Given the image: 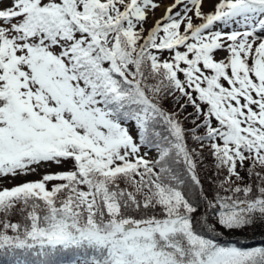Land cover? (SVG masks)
<instances>
[{"label":"snow or ice","instance_id":"6c2138e0","mask_svg":"<svg viewBox=\"0 0 264 264\" xmlns=\"http://www.w3.org/2000/svg\"><path fill=\"white\" fill-rule=\"evenodd\" d=\"M256 227L264 0H0V259L264 264Z\"/></svg>","mask_w":264,"mask_h":264},{"label":"trees","instance_id":"16d2710c","mask_svg":"<svg viewBox=\"0 0 264 264\" xmlns=\"http://www.w3.org/2000/svg\"><path fill=\"white\" fill-rule=\"evenodd\" d=\"M191 111V109H189ZM264 228H250L245 232L225 233L222 237L223 242L237 243L249 246H259L264 244ZM0 264H6V261L0 259Z\"/></svg>","mask_w":264,"mask_h":264},{"label":"rangeland","instance_id":"374dc122","mask_svg":"<svg viewBox=\"0 0 264 264\" xmlns=\"http://www.w3.org/2000/svg\"><path fill=\"white\" fill-rule=\"evenodd\" d=\"M168 2H170V0H168ZM205 10L207 11V7L205 8ZM159 15V12L157 13ZM37 177H28V179H36ZM18 181H14L13 183H16ZM7 183V182H5ZM8 186H11V185H8Z\"/></svg>","mask_w":264,"mask_h":264}]
</instances>
